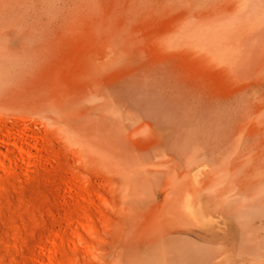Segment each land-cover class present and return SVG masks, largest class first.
Instances as JSON below:
<instances>
[{"label":"rangeland","instance_id":"374dc122","mask_svg":"<svg viewBox=\"0 0 264 264\" xmlns=\"http://www.w3.org/2000/svg\"><path fill=\"white\" fill-rule=\"evenodd\" d=\"M25 1L23 0V2ZM163 1L166 3L165 4L162 3ZM189 1H191L192 5H194V3L196 4L194 8H192L193 10L191 11L189 9V7H191ZM23 2L22 0L19 1L16 0V2L14 0H0V15H1L0 16V26H1L0 27V64H1L0 74L2 76L0 77V83L1 82L4 83L7 81V85L6 83H4V85H2V88L0 86L1 92L4 91L3 88L5 89V87L9 88V86H11V88L13 89L12 86H16L18 83L20 87L19 86L15 87L16 89L14 91L18 90L15 92V94L17 95V92H19V90H20V94L25 91L23 95L21 94L20 96L19 94L18 96H16L14 94V97L12 98L13 95L11 96V91L12 93H14L13 90L9 88L10 89L9 92V89H7L6 92L8 93L5 92L3 93L4 95L2 94L0 95V98L3 96L1 100L2 99L4 100L3 102L0 100L1 101L0 106L1 104L5 105L6 102L12 103L13 101L12 99L15 100V98L16 101L19 100V98L21 100L24 99L29 101L31 98L34 97L39 102L42 103L40 104L43 109L44 108L49 109L52 107V104L64 101V98L68 95L69 92H73V91L82 92V90L89 92L90 91L89 89H91L90 92L92 94H96V90L98 93V90L101 89L98 93L100 94L101 92L107 93L109 90V92H111L120 99H122L124 96L123 101H125V98L127 99L126 107L124 106V108L121 109L122 111L120 113V110H115V109H112L113 111L111 109L108 110L107 108H100L98 110L91 107V109H89L90 106L88 104L82 106L83 111H85V113L88 115V117H85L86 120V127L84 128L85 135L91 136V138L92 136L97 137V134L103 135L105 142H107L108 140L109 143H114L118 147H124V146L128 147L129 150L134 153L132 158L136 159V157H138L139 155L151 154V151H149L143 145L141 140L136 139L138 137H136L133 125L138 124L140 121L143 122L145 119L151 120L150 115L152 114H154L155 117H161L162 119H167L172 124L178 123L176 124L177 125L176 138H178V141L182 145V148L187 152V155L190 154V152L196 148H199L200 150L203 149V151L207 150V154L209 156V162H210V183H211L210 204H215L214 203L215 199L221 197L226 193H227L226 195L232 194L231 196H233L236 192V190L233 189L235 185L237 186L238 184L244 182L245 180L247 181L251 178H257L259 177L260 173L261 175H263V177L262 176L260 177L264 179V170H263L264 150H262V145L264 148V144H263L264 143V0L261 1L253 0V4H252V0H195V2L194 0H188V1L187 0H176V1L175 0H166V1L165 0L162 1L161 0H128V1L127 0H34V3L32 0H27L26 1L27 3H23ZM168 2L170 3V5L174 3L173 4L174 9L173 7L169 6ZM186 2L188 4H186ZM227 2L229 3L228 5ZM260 2L262 3L260 4ZM161 3L165 6V9H167V5L169 6L167 9L168 12H170L172 8V13L170 12V14H168L166 12L167 10L164 9ZM234 3L235 4L237 3V6L234 5ZM189 4L190 6H188ZM217 6H219V8ZM195 8L197 9L195 10ZM148 9L150 11H148ZM246 9L247 10L250 9L251 11L250 10L246 11ZM11 10H13V12L16 13L17 17L15 16V14L11 12ZM199 10L200 12L201 10L202 12L205 11V13L201 12L199 13V15H196V12L198 14ZM212 11L213 13H211ZM224 11L225 13L227 11L228 14L229 11H231L232 15L234 13V16L236 14L238 15L237 16L238 19L240 18V28L237 31L238 35H235L236 33L233 30L234 24L238 19L235 21L234 17L231 15L230 12V14L228 15L229 21H227L228 19V17L226 16L227 13L225 15L227 19L225 16L221 15V13L222 12L224 13ZM191 12L193 13V16L195 14V17L197 19L194 18L193 16H190ZM20 13H23L26 16L25 22L22 19L25 18V16L24 15L20 16L19 15ZM97 13H99V16ZM179 13L181 14L182 17L179 15ZM10 14H13L15 18L13 17L12 19L11 16L13 15ZM252 14H256V16L254 18H251L249 15ZM175 15L178 18L177 20L170 19V17L171 18L173 16L175 17ZM5 16H9V17L5 18ZM188 16H190L189 18H193L192 19L193 21L192 20L188 21L190 25L187 22ZM212 16H213L212 18L213 22L211 20ZM230 16H232L231 18H233L235 22H231ZM2 17L7 19L6 22L8 23V25L4 26L6 22ZM180 17L183 19H181ZM223 17L224 20L226 19V21L224 22H223ZM8 18L9 20L10 18L12 20V21L10 20L11 21L10 25L8 22L9 21ZM16 18L17 19L20 18L22 19V21L20 19L18 21ZM151 18L152 19L155 18L154 19L155 21L154 20L152 21ZM195 19L198 20L197 23ZM207 19L211 20L210 21V23L212 22L211 27L210 24H208L209 21ZM180 20H182L181 23ZM37 21L39 22L38 24L41 23V26L36 25ZM26 22L27 25H23ZM31 22H34L35 25L31 24ZM169 22L170 23L172 22L171 25ZM191 22L194 24V26ZM200 22L202 23V26ZM204 22H208L206 23L208 24V26L207 25L204 26ZM47 23H51L49 24V28H46L48 27ZM220 23L223 25V30L225 26L226 29L224 30L225 32L224 31L219 32L220 30H222L221 28H217L219 27ZM42 24H44L43 27ZM172 24H174V26H172ZM195 24L197 27L195 26ZM198 24H199V28L201 27L203 30L202 31L203 35L207 33V36L206 35L203 36L201 34L202 33L201 28L198 31ZM102 25L104 28H106L104 30L107 31V33L105 31L104 33L103 29L102 31L98 30V33L102 32L101 37H103V39L100 37L102 40L99 38L97 39L96 42V38H97L96 34L98 35L96 30L99 28L101 29ZM237 25H239L238 22H236L235 26ZM12 27L13 30H15L14 32H12L13 30L10 31ZM94 27H96V30ZM209 27H210V31H208ZM62 28H64V30L66 28L67 30L64 31ZM122 28H127V30ZM27 30L29 33L28 35H27ZM56 30H58V33ZM89 30L93 35L90 34ZM171 30L174 31L173 34L175 33L177 36L175 34L174 36ZM7 31L9 33L12 32L11 34L12 35L14 34V36L11 37L10 36L11 34L9 35ZM74 31L76 32V34H74ZM80 31L84 33H81ZM109 31L110 33H108ZM147 31H149L148 32L149 35L147 34ZM169 31H170V35L168 37ZM25 32H26V35H24L25 37L23 35L22 37L19 36L21 37V39L18 40L20 41L18 42L16 39L18 37V34L21 35L24 34ZM114 32H116V34ZM196 32H199L198 34H201L202 36L198 34L195 35ZM56 33H57V37H55ZM66 33L69 35L72 34V37L74 34V37L76 38L69 39V35H67ZM208 33L209 36L211 34L212 35L209 37ZM79 34L80 37L78 36ZM118 34L120 35L118 36ZM156 34H158V37L156 36ZM180 34L182 35L181 37H179ZM171 35L173 36L171 37ZM229 35H231V41ZM234 35L236 36V38ZM91 38H94L95 41L93 39L92 42L89 41ZM109 38L111 39V41H109ZM234 38L235 40L239 41L238 42L239 44L237 42H233L234 44L232 45V41L234 40ZM73 39L75 41H73ZM227 39H229L228 40L229 42L228 41L226 42ZM48 40L50 41L51 44L48 43ZM53 41H55L58 45H56V43L53 45L54 43ZM88 41L90 42V44ZM15 42L19 43L20 45L18 46V44L16 43L17 44L16 46L14 44ZM60 43H62L63 46ZM228 43L229 45L227 46ZM66 44H68L69 46H67ZM78 44L79 45L81 44L80 46L81 48H79ZM88 44L90 47H88ZM102 44L120 45L122 48H124V51L127 55V62L124 64V66L129 67L130 71H128L127 73L124 72L123 73L124 77L122 76V78H118L114 80L115 83L114 82L112 83V80L115 79L114 77L104 82L105 84L104 83L95 84V82L90 80L89 72L85 65V60L90 54H94L96 50L97 52H100V54L98 53L99 58L101 57L100 59H103L104 58L103 56L106 55L105 53L106 51L97 49ZM150 44L152 45L154 44L155 46L154 45L152 46ZM75 45L77 48L74 47ZM84 45L87 46V49ZM147 45L150 46L149 48L147 47L148 50L146 49ZM54 46L56 47L61 46L62 49L59 48V51H57L58 49H56V47ZM162 49L164 52L166 51L167 54L166 52L165 53L162 52ZM154 52L155 55L153 54ZM37 53H40L41 56L39 57L40 54ZM83 53H85L86 55H84ZM42 54L47 55V58L49 57V55L52 58V54H53V58L52 59L50 58L51 62L49 59L47 61L45 60L46 59L45 55H44L45 59L43 61ZM148 54L153 56L152 57L148 56ZM71 55L73 56L71 57ZM36 56L39 57L41 60L37 59ZM55 56H57L56 59ZM62 56L64 62L62 61V58H61L62 62L59 59ZM13 58L14 60H12ZM54 59L57 61L56 64L58 63L57 64L58 67L56 68L54 67L53 69V66H56L54 63L55 61L53 62ZM82 59L83 61L80 62ZM38 60L39 63L42 62L45 65L44 64L37 65ZM10 61H12L11 64ZM48 63L52 68V70H50L51 72L49 71L50 67L48 66ZM137 65L140 68H138ZM135 66L137 67V69ZM39 68L42 71L41 73L40 70L37 71V69ZM44 68L45 70L48 69L50 73L47 70L43 71L42 69ZM78 68L81 69V73L76 72V71L80 72V69ZM83 69L85 70L84 74L82 73ZM35 71L37 72V75L35 74ZM29 72L34 79H32V77L30 78ZM150 72H152L154 75L151 76ZM12 73L14 74L13 76ZM33 74H35V77L33 76ZM80 74L85 76L88 80L85 77L81 76ZM40 76L42 77L44 76L46 77V79L48 78L47 80L48 81L50 80L49 83L48 82L46 83L47 80L45 78L41 79L42 77ZM149 76H151L150 79ZM26 77L29 78V80H27ZM37 78L39 79V81L42 82V84L41 83L37 84L38 81ZM33 81H35V83ZM44 82H45V86H47L45 89L42 86L44 85ZM144 82L146 83L145 85ZM25 84H26L25 87L22 86ZM73 84L75 86H73ZM101 84H103L104 90H102V87L100 88ZM30 85L35 88L38 87V89H42V90L41 91L31 90L35 88L32 87L30 88L29 87ZM28 87L30 88V91ZM87 87H89V89ZM113 87H115V89H113ZM22 89H27L29 93L26 94V90L22 91ZM5 94H8V97ZM9 94L11 97H9ZM46 94L48 96V99H45L47 97ZM38 96L39 98L42 97L40 98V100L42 99L45 105H43V102L38 99ZM4 97L7 98L8 100L10 98L12 101L10 100L5 102V100L7 99H4ZM134 106L136 107V109ZM128 107H130L131 110L127 109ZM198 107L200 108L198 109ZM137 108L139 109L142 108L141 110H146L148 112L147 115L140 112V110ZM90 110L92 111L90 112ZM94 111H96V113ZM67 112L68 113L62 111L60 114L62 115L70 114L74 116L73 112H72L73 114L70 113L71 111H67ZM122 112L124 113L123 118L125 121L122 119V115H121ZM126 112L132 113L129 114L130 118ZM114 115L120 118L114 120L115 117ZM120 122L123 124H121ZM123 125H126V128ZM129 125H131V129H133V131L130 129ZM164 125L166 126V124H163L162 127ZM192 125L193 127H191ZM165 128L170 130L168 126ZM126 129L129 130L126 131ZM95 137L93 138L95 139ZM256 142L258 143L256 144L255 147ZM96 143L97 141L95 142V140H89L88 137L85 138V141L83 139V141L81 142L82 146L86 148H92V147L94 148L96 147L95 146ZM249 147L250 149H252V151L248 149ZM253 147H254V151H253ZM142 148L145 149L143 150ZM246 151L249 154L245 155V153H247ZM235 152L237 155H235ZM231 153L235 155L234 158L233 155L231 157ZM243 153L245 156L242 155ZM248 155L249 157L251 156L250 159L248 158ZM256 155H258L260 158L257 159ZM242 156L243 159L241 158ZM225 157L227 158V160ZM253 157H255V160ZM229 158L233 159L232 163H231V159L228 160ZM154 161L151 162L146 161V166L143 163V166H141V168L146 167L147 172H145V176L148 175L155 177V179L150 184V188L153 186V188L155 189L158 186L163 187L166 180L172 179L174 177V172L173 174L172 173L170 174L171 176H167L168 174L165 171H164L165 173L157 172L156 174H151L149 171L151 167H156V169H162L160 167L162 165ZM244 161L246 164L249 162L248 163L249 167L248 165L243 164ZM252 162H254L253 166H252ZM223 163L224 166H226L225 168L224 166L223 167L221 166L223 165ZM147 164H150V166H147ZM151 164H153V166ZM241 165L245 166L243 169H245L247 166L248 169V170L246 169L247 171H249V168L250 171L255 170L253 171L252 175L257 177H252L251 175L249 176L247 171L244 172V174L246 173V175H248L245 177L243 175V172H241V174L240 172L238 173L237 172L238 170L236 169L242 167ZM223 168L225 170L227 169L226 170L227 173L225 172L226 174L224 173L225 170ZM221 169H223V172L220 171ZM259 169L260 172L258 173L257 171ZM233 172L234 174L232 175ZM236 172L237 175L239 174L240 177L241 175L243 176L241 180V178H239V176L236 175L237 179L240 180V182L235 180L236 177H234V175ZM221 173H223V175H221L222 179L218 181L220 182V185L223 184L225 188L223 186L220 187V185H218L219 182L216 183L217 180H215V178H218ZM254 173L255 174L257 173V175H255ZM213 174H215V176H213ZM231 176H233L232 179H230ZM167 177L169 178L167 179ZM211 177H214L213 181L211 180L212 179ZM220 178L221 177H219V179ZM229 179L231 181L234 179L235 181V182L233 181L235 185H233L232 187H231L232 182ZM133 180H136V178ZM170 182H169V188L170 190H172L173 186L172 183ZM212 184L214 185L212 186ZM230 187L232 188V191ZM150 188L147 191L145 190L143 192L145 198L147 199L146 202L143 201L140 204H137L134 201L133 199L134 197L131 196L132 195L131 194L127 198V200L131 198L130 199L131 201L126 200L127 203L120 202L116 204V206L119 207V205L122 203L123 205L122 204H121L122 206L120 205L122 210L120 207L117 208L116 211L120 209L118 210V212L119 211L120 212L118 213L115 211L113 215L116 216L115 214L118 213L119 216L120 215L122 216L123 214V216L128 217L133 214L136 208H139L142 211L143 210L148 211L149 209L150 212L146 213V216L149 217L151 222L155 221L154 223H156L157 222L156 220L158 219L160 220L161 219L160 216H161L162 217L161 221L164 222L166 220V223L164 222L163 233H166L172 239L178 237L181 238L183 241L187 242L185 244L183 243L184 245L183 246L181 242L174 241L168 246L169 250L177 251L179 250V248H181L188 254L194 251L195 254L192 256V258L188 260L193 262H204L206 264H215V262L218 263V261L216 260H220L221 257L226 259L227 256H223V255L224 253L226 255V253L228 252V258L226 259V262L223 259L224 262L222 261L223 263L221 264H233L235 261H237L235 262V264H241V262H239L238 257H240V253L242 252V250L249 249L250 247L255 246L256 243H259L260 247L264 248V214L261 215V213L264 211V203L260 206L251 207L252 209L250 211L240 210L237 212L238 217L235 216L231 217L233 224V229L230 231L231 233L224 234L222 231L221 235H224V237L212 238V235H210L209 238L196 229L192 231H188L186 229L179 228L178 225H170V224L168 225L166 218L170 216V213L165 206L160 208V209L163 208L164 210L163 209L160 210L158 208L159 203H157L156 201L152 200L149 197L151 196ZM223 188L224 191H222ZM212 189L213 191H211ZM246 190L249 193L252 192L251 188ZM145 193L147 195H145ZM47 194H48V187L46 186L44 175L42 172L39 171H30V178H28L27 180L18 181L15 183L14 186H10L5 189L0 188V257L5 256L6 247L8 245L6 241L7 232L14 228L15 223H19L21 225V228L28 233L30 243H33L36 233L41 232L43 230L42 222L44 219V212H45L44 200ZM217 194L220 196H218ZM141 197H143V194L141 195ZM162 197L163 195L160 196V198ZM129 203H131V205H127ZM252 210L255 211L253 212ZM239 217L241 220L242 218H244L243 221H241ZM165 230L167 232H165ZM250 232H252L251 233L252 235H250ZM119 234L117 235L119 236ZM121 235L122 234H120V236ZM148 236H149L148 229L145 230L137 229L131 232L125 231L124 236L122 237H137L141 240H147ZM238 238L239 240H237ZM206 240L207 242L208 241L211 242L206 243ZM220 241L222 242L219 244ZM255 241L257 242L255 243ZM217 242L219 245L217 244ZM223 242L225 244V247H227V251L224 250L225 248ZM226 243L228 246L226 245ZM232 244L234 246L232 247L231 249L232 252H231V250L228 249H230ZM144 250L151 254L150 251L151 249L144 248ZM229 253H231V255ZM220 254L221 257L219 256L218 258V255ZM137 258H138V253L136 249H131L126 253L124 252L122 253L121 262L122 264H134V261ZM116 259H118V257H116ZM260 259H258V261L264 264L263 261L264 256ZM5 260L9 262L10 258L8 256H5ZM221 260L219 261V264ZM168 264H177V262H168Z\"/></svg>","mask_w":264,"mask_h":264},{"label":"bare ground","instance_id":"6f19581e","mask_svg":"<svg viewBox=\"0 0 264 264\" xmlns=\"http://www.w3.org/2000/svg\"><path fill=\"white\" fill-rule=\"evenodd\" d=\"M14 1L16 2V0H14ZM26 1L23 2V0H22L23 3H27ZM32 1L34 3V0H32ZM257 1H261V0H257ZM194 2H195V0H194ZM162 3L165 4L166 2L163 1ZM162 3H161V5L165 9V6ZM189 3L191 4V7H189V9L191 11V10H193L192 8H194V6L196 4L194 3V5H192L191 1H189ZM261 3L262 2H260V4ZM134 4H136V3H134ZM173 4L170 5V3H169V6L173 7V9H174ZM186 4H188V3L186 2ZM190 4L188 6H190ZM228 4L229 3L227 2V5ZM252 4H253V0H252ZM175 5H177V4H175ZM179 5H180V3H179ZM234 5L237 6V3L236 4L234 3ZM246 5H247V2H246ZM169 6L167 5V9ZM188 6H187V8H188ZM219 6H217V7L219 8ZM28 8H29V6H28ZM259 8H260V6H259ZM167 9H165V10H167ZM196 9L197 8H195V10ZM23 10H26V9H23ZM33 10H35V9H33ZM202 10H201V12H202ZM249 10L246 9V11H249ZM2 11H3V9H2ZM5 11H7V10H5ZM148 11H150V10L148 9ZM216 11H218V10H216ZM227 11H226L227 15H226L225 11H224L225 14L222 12L223 14L221 13V15H223V16L226 15L228 17V15L230 14L231 11H229V14ZM11 12L13 14H15V16L17 17L16 13H14L13 10H11ZM88 12H89V10H88ZM166 12L168 14H170V12L172 13V8H171L170 12H168V10ZM178 12H179V10H178ZM201 12L199 10L198 14L196 12V15H199V13H201ZM203 12L205 13V11H203ZM162 13H164V12H162ZM182 13H183V11H182ZM211 13H213V11ZM13 14H10V15H13ZM97 14L99 16V13H97ZM188 14H190V13H188ZM191 14H190V16H193L192 12H191ZM19 15L21 16L24 14L20 13ZM179 15L181 16L180 13H179ZM231 15H232V12H231ZM9 16H5V18L9 17ZM190 16H188V18L186 17L188 19L187 22L189 20L193 19V18H189ZM232 16L234 17L235 21L238 19V17H237L238 15L235 14V16H234V13H233ZM232 16H230L231 22H235L233 20V18H231ZM249 16L251 18H254L256 16V14H252ZM13 17H14V15L11 16L12 19H13ZM28 17H29V14H28ZM173 17L172 18L170 17V19H174V20L178 19L176 15H175L176 18L175 17L173 18ZM193 17L196 18L195 14ZM227 17H226V19H227ZM5 18H3V19L6 22L7 19H5ZM11 18H10V20H11ZM212 18H213V16L211 17V20H212ZM19 19L20 18H18L17 20L19 21ZM22 19L25 22L26 16H25V18H22ZM22 19H20V20L22 21ZM154 19L155 18H153L152 21ZM181 19H183V18H181ZM226 19L224 20V17H223V22L226 21ZM8 20H9V18H8ZM10 20L8 21L9 25L12 21V20L11 21ZM195 20H194V22H195ZM211 20H208L209 23L204 22V26H206V25L208 26V24H210V27H211V23L213 22V20H212V22L210 23ZM181 21L182 20H180V23H181ZM201 21H203V20H201ZM227 21H229V17H228ZM34 22H31V24L35 25ZM165 22H167V21H165ZM175 22H173V23H175ZM197 22H198V20H196V23ZM236 22H238L239 25L235 26ZM236 22H235V24L233 23L234 24L233 30L236 33L235 35H238L237 31L240 28V18ZM38 23L39 22L37 21L36 25L41 26V23L40 24H38ZM171 23H170V25H171ZM206 23H208V24H206ZM47 24H48V27H46V28H49V24H51V23H47ZM200 24L202 26L201 22H200ZM220 24H219V27H217V28H221L222 30H220L219 32L226 30L225 26H224V30H223V25L222 24L220 25ZM6 25H8L7 22L4 26H6ZM23 25H27V22L24 23ZM43 25L44 24H42V27H43ZM189 25H190V23H189ZM11 26H13V25H11ZM163 26H164V23H163ZM172 26H174V24H172ZM184 26H186V25H184ZM193 26H194V24H193ZM195 26H196V24H195ZM102 27H103V25H102ZM102 27H101V29L99 28L97 30H96V27H94V28L98 33V30L102 31V29H103V32L105 31L104 29H106V28H104V27L102 28ZM210 27H209V30L207 28L208 31H210ZM4 28H6V27H4ZM200 28H199V24H198V31ZM53 29H54V26H53ZM55 29H56V27H55ZM62 29L64 30V28H62ZM122 29L127 30V28H122ZM169 29H172V28H169ZM183 29H184V27H183ZM188 29H190V28H188ZM12 30H13V27L10 31H12ZM37 30H38V27H37ZM40 30H41V27H40ZM65 30H67V29L65 28ZM79 30H81V29H79ZM90 30H89L90 34L93 35ZM194 30H195V28H194ZM14 31L15 30H13L12 32H14ZM56 31L58 33V30H56ZM70 31H71V29H70ZM202 31L203 30L201 28V32ZM80 32L84 33L82 31H80ZM105 32L107 33V31H105ZM148 32L149 31H147V34L149 35ZM173 32L174 31H172V34H173ZM192 32H193V30H192ZM11 33L8 32L9 35ZM57 33H56L55 37H57ZM101 33H98V35L96 34V37H97L96 42H97V39H99L101 37ZM108 33H110V31ZM114 33L116 34V32H114ZM198 33L199 32H196V34L195 33L194 34L197 35ZM28 34L29 33L27 30V35ZM74 34H76L75 31H74ZM74 34H73V37H72V34L71 35L67 34V35H69V39H72V38H76V37H74ZM120 34H121V32H120ZM120 34H118V36ZM201 34L203 35V32ZM201 34H198V35L202 36ZM204 34H205V32H204ZM22 35L23 36L26 35V32L24 34H21V35L18 34V37L16 38L17 41L21 39ZM169 35H170V31H169L168 37H169ZM173 35H171V37ZM205 35L207 36V33ZM205 35H203V36H205ZM222 35H223V33H222ZM10 36L12 37V36H14V34L13 35L11 34ZM19 36H21V37H19ZM78 36L80 37V34ZM156 36L158 37V34H156ZM181 36L182 35L180 34L179 37H181ZM208 36H209V33H208ZM52 37H53V34H52ZM101 38L103 39V37H101ZM226 38H227V36H226ZM229 38L231 41V35H229ZM232 38H233V36H232ZM235 38H236V36H235ZM235 38L232 41V45L234 44L233 42H237V43L239 42L238 40H235ZM13 39H14V37H13ZM92 39L95 41L94 38H91L89 41L92 42ZM185 39H187V38H185ZM183 40H184V38H183ZM228 40L229 39H227L226 42ZM73 41H75V40L73 39ZM105 41H103V42H105ZM109 41H111L110 38H109ZM13 42H14V40H13ZM18 42H20V41H18ZM53 42H54L53 43V45H54L56 42L55 41H53ZM16 43L17 42L14 43L16 46H17V44H18V46L20 45L19 43H17V44ZM48 43H50L49 40H48ZM3 44H5V43H3ZM39 44H40V42H39ZM60 44H62V43H60ZM89 44H90V42H89ZM89 44H88V47H90ZM56 45H58V44L56 43ZM66 45L69 46L68 44H66ZM150 45H152V44H150ZM228 45H229V43L227 44V46ZM230 45H231V43H230ZM62 46H63V44H62ZM80 46H81V44L79 45V48H81ZM128 46H130V45H128ZM54 47H56V46H54ZM74 47H76V45ZM85 47L87 49V46H85ZM147 47L149 48L150 46L147 45L146 49H147ZM59 48H61V46L56 47V49H58L57 51H59ZM73 49H75V48H73ZM97 49L106 51L105 52L106 55L103 56L104 57L103 59H100L101 57L99 58L98 55L100 54V52H97V50H96L94 52V54H90L87 57V59L85 60V65H86V68L88 69L90 80L95 82V84L96 83H104V82L108 81V79L114 77L115 79H113V80L111 79L112 83H113L114 80H116L118 78H122L124 72L127 73L128 71H130L129 67L124 66V64L127 62V55L124 51V48H122L120 45H116V44H112V45L104 44L103 45L102 44ZM76 50H74V51H76ZM162 52H164L163 49H162ZM139 53H140V51H139ZM157 53H159V52H157ZM37 54H40V53H37ZM83 54L86 55L85 53H83ZM101 54H102V52H101ZM153 54L155 55V52ZM166 54H167V52H166ZM44 55L42 57L43 61L45 59ZM40 56H41V54L39 55V57ZM45 56H46V59H45L46 61L48 59L50 60V58H51L50 55L48 58H47V55H45ZM63 56L60 57L59 59L61 61V58H62V61L64 62ZM72 56L73 55H71V57ZM148 56L152 57L153 55L148 54ZM39 57H37V59H40ZM56 57L57 56H55V59H56ZM151 57H150V59H151ZM52 58H53V54H52ZM30 59H32V58H30ZM55 59L53 60V62L55 61L54 63L56 66H53V69H54V67L55 68L58 67L57 66L58 63L56 64L57 61ZM12 60H14V58ZM23 60H26V59H23ZM46 61H45V63H46ZM82 61H83V59L80 62H82ZM11 62L12 61H10V64H11ZM50 62H51V60H50ZM129 62H130V60H129ZM160 62H161V60H160ZM38 63H39V60H38ZM38 63H37V65H40V64L43 65L44 64L42 62L39 64ZM146 64H144V65H146ZM48 66L50 67L49 63H48ZM137 67H138V65H137ZM137 67H136V69H137ZM15 68H16V66H15ZM138 68H140V67H138ZM141 68H142V66H141ZM78 69H80V68H78ZM39 70L41 73L42 71L40 68L37 69V71H39ZM42 70L44 71L45 68ZM46 70L48 71V69H46ZM50 70H52L51 67L49 68V71ZM144 70H145V68H144ZM76 72L81 73V69H80V72L79 71H76ZM84 72H85V70L83 69L82 73L84 74ZM40 73H39V75H40ZM150 73H151V76L154 75L152 72H150ZM5 74H6V72H5ZM29 74H30V72H29ZM35 74L37 75L36 71H35ZM35 74H33L34 77H35ZM13 75L14 74L12 73V76ZM80 75L83 76L82 74H80ZM45 76H46V74H45ZM55 76H57V75H55ZM151 76H149V79ZM0 77H2L1 74H0ZM31 77L32 76L30 74V78ZM40 77H42V76H40ZM83 77H85V76H83ZM43 78L46 79V77H44V76L41 79H43ZM32 79H34V78L32 77ZM27 80H29V78H27ZM90 80H89V82H90ZM38 81H39V79H38ZM38 81H37V84L38 83L42 84L41 81H39V82ZM49 81L47 80L46 83L47 82L49 83ZM33 82L35 83V81H33ZM77 82H79V81H77ZM4 83H6V85H7V81ZM4 83H2L0 85L1 88H2V85H4ZM22 84H23V82H22ZM87 84H88V82H87ZM145 84L146 83L144 82V85ZM16 86L18 87L19 83ZM16 86H12L13 89L11 88V86H9V88L11 90H13V92H14V93H12V91H11V96L13 95L12 98L14 97L15 92L18 91V90L14 91L16 89L15 88ZM22 86L25 87L26 84L22 85ZM42 86L44 87V89L47 87V86H45V82H44V85H42ZM73 86H75V85L73 84ZM76 86H77V83H76ZM29 87L35 88L36 84H35V87H33L31 85ZM29 87H28V89L30 91ZM101 87H102V90H104L103 84L100 85V88ZM1 88H0V95L1 94L4 95L3 93H5L7 91V89H9L8 87L7 88L5 87V89L3 88L4 91L2 90L3 92H1ZM83 88H84V85H83ZM87 88L89 89V87H87ZM10 89H9V92H10ZM98 89H99V87H98ZM113 89H115V87H113ZM23 90H26V94L29 93V91L27 89H22V91ZM31 90H40L41 91L42 89H38V87H37V88L31 89ZM47 90H46V92H47ZM89 90L91 91V89H89ZM100 90H98V93ZM71 91H72V89H71ZM89 92L85 91V90H82V92H80V91L69 92L68 95L64 98V101L52 104V107L49 109H45V108L43 109L41 106L42 103L39 102L34 97L31 98L29 101L24 100V99L21 100L20 98L17 101H16V98H15V100L12 99L13 100L12 101L10 98L8 100L7 98L4 97V99H7V100H5V102L11 100L12 103L6 102L5 105L1 104V106H0V188L5 189V188H8L10 186H14L16 182L22 181V180H27L28 178H30V171H39V172H42L44 175L45 183H46V186L48 187V194L46 195L45 200H44L45 212H44V219L42 222L43 230L41 232H37L35 235L33 243H30L28 233L21 228V225L19 223H15L14 228L7 232V238H6L8 245L6 247L5 256H8L10 258V260L8 262L5 260V256H1L0 257V264H122V262H121L122 253L123 252L126 253L131 249H136V251L138 253V258L134 261V264H168V262H177V264H206L204 262H193V261L188 260V259L192 258V256L195 254L194 251H192L188 254L187 252H185L181 248H179V250H177V251L168 249V246L174 241H179L182 243V245H183V243L185 244L187 242L183 241L181 238H178V237L175 239H172L166 233H163L164 222L166 223V220L164 222L161 221V219H162L161 216H160L161 219L156 220L157 221L156 223H154L155 221L151 222L149 217L146 216V213L150 212L149 209H148V211H145V210L142 211L141 209L136 208V207H135L136 209L133 212V214L130 215L131 217L130 216H128V217L123 216V214H122V216L121 215L119 216L118 213L120 211L118 212V210H120V209H118L117 211H116V209L119 208L122 203L119 205V207H117L116 204L120 203V202L127 203V201H131L130 200L131 198L127 200L128 196L131 194H132L131 196L134 197L133 199L137 204H140L143 201H145V202L147 201L143 192L145 190L147 191L150 188V184L155 179V177L148 176V175L145 176V172H147L146 171L147 169H146V167L141 168V166H143V163L146 166V161L151 162V161L157 160L154 162H157L158 164L160 163L162 165V166H160L162 169H156V167H151L149 170L151 174H156L157 172H160V173L166 172L168 174L167 176H171L170 174L171 173L173 174V172H174V177L172 179H169L171 182L169 180H166L163 187L158 186L159 188L157 187L155 189L152 186L150 188L151 189V196H149L152 200L159 203L158 204L159 209L163 206H165L168 209V211L170 213V216H168V218H166L168 225L169 224L170 225H178L179 228H183V229H186L188 231H192V230L196 229V230H199L203 235H205L209 238H210V235H212V238H219V237H224V235H221L222 231L224 234L225 233L226 234L231 233L230 231L233 229L231 217H234V216L238 217V214H237L238 211H240V210L241 211L242 210L250 211L252 209L251 207L260 206L264 203V184H263L264 179H262L260 177V176L263 177V175H261V173H260L259 177L252 175L253 171H255V170L250 171V168H249V171H247L248 170L247 166L245 169H243L245 167L244 165H248L249 162L247 164L245 163V161H244V163L242 162L244 165H241L242 167L239 166L240 167L239 169L236 167L237 168L236 170H238L237 172L238 173L240 172V174H241V172H243L244 177L251 175L252 177H257V178H251L247 181L245 180L246 182L244 181L240 184L237 183L238 185L236 186L233 183L235 178L231 181L230 179H232V177H233V176H231V178L229 180L232 182V185L231 184L230 185H231V187L233 185H235L233 187V189L236 190L235 194L233 196H231L232 194L226 195L227 194L226 193V194L222 195L221 197H218L217 199H215L212 196L215 199V201H214L215 204H210V200H211L210 199V188H211L210 162H209V156L207 154V150L203 151V149L200 150L199 148H196V149H193L190 152V154L187 155V152L182 148V145L178 141V138H176V132H177V130H176L177 125L176 124H178V123L172 124L167 119H162L161 117H155L154 114L150 115L151 120L145 119L143 122H141L139 120L140 122L139 123L137 122L138 124L134 123L135 125H133V127L135 130L136 137H138L136 139L141 140L143 145L149 151H151V154L139 155L138 157H136V159H134V158H132L134 153L132 151H130L128 147H125V146L124 147H118L114 143H109L108 140H107V142H105L103 135H100V134H97V137L92 136V138L95 137V139L94 138L92 139L91 136H87L84 134V128L86 127L85 117H88V115L85 113V111H83L82 106H84L85 104H88L90 106L89 109H91V107L94 109H98V110L100 108H107L108 110L109 109L120 110V113H121V111H122L121 109H123L124 106L126 107V105H127V101H126L127 99L125 98V101H123L124 96L122 99H120L117 96H115L114 94H112L111 92H109V90L107 93L101 92L100 94H98L97 90H96V94H98L99 96L96 94H92L90 92L92 94L91 95ZM6 93H8V92H6ZM24 93H25V91L22 92L21 94L23 95ZM19 94H20V90H19V92H17V95L16 94L15 95L18 96ZM21 94H20V96H21ZM26 94H25V96H26ZM5 95L8 97V94H5ZM11 96L9 94V97H11ZM46 96H47V94H46ZM43 97H44V95H43ZM1 98H3V96ZM1 98H0V100H1ZM40 98H42V97H40ZM40 98L38 96L39 100H40ZM45 99H48V96ZM1 101L3 102L4 100L2 99ZM40 101H42V99ZM8 103H10V104H8ZM43 105H45L44 102H43ZM132 105H130V106H132ZM199 108L200 107H198V109ZM127 109L131 110L130 107H128ZM135 109H136V107H135ZM137 109H139V108H137ZM141 109L142 108L139 109L140 112L147 115L148 112L146 110H141ZM62 111L65 113H68L67 111H71L70 113L73 112L74 114L73 113L72 114L74 116H72L70 114L62 115V114H60ZM91 111L92 110H90V112ZM94 112L96 113V111H94ZM124 112H125V110H124ZM129 114H132V113L128 112L127 115H129ZM121 115H122V119L124 120V118H123L124 113L122 112ZM131 117H133V116H131ZM119 118L120 117L115 116L114 120L119 119ZM129 118H130V115H129ZM118 121H120V120H118ZM128 122H129V120H128ZM121 124H123V123H121ZM163 124H166V126L164 125L162 127ZM174 125H176V126H174ZM123 126L126 128V125H123ZM129 126L131 129V125H129ZM167 126L170 130L165 128ZM191 127H193V125ZM128 130L126 129V131H128ZM131 130L133 131V129H131ZM86 137H88L89 140H95V142L97 141V143L95 145L96 147L86 148V147L82 146L81 142L83 141V139L85 141ZM258 142L255 143V147H256V144ZM142 149L144 150L145 148H142ZM248 149H250V147ZM260 149H261V147H260ZM250 150L252 151V149H250ZM262 150H264L263 145H262ZM253 151H254V147H253ZM258 151H259V149H258ZM229 153H230V150H229ZM246 154H249V153L247 152V153H245V155ZM232 155H233V153H231V157H232ZM235 155H237L236 152H235ZM235 155H233V158ZM242 155H244V153ZM263 155H264V153H263ZM263 155H261V156H263ZM257 156L258 155H256L257 159L260 158L259 156L258 157ZM250 157L248 155L249 159H250ZM241 158L243 159V156ZM253 158L255 160V157H253ZM230 159L231 158H229L228 160H230ZM249 159H248V161H249ZM226 160H227V158H226ZM232 160L233 159H231V163H232ZM259 160H261V159H259ZM227 164H228V162H227ZM253 164H254V162H252V166H253ZM151 165L153 166V164H151ZM154 165H155V163H154ZM147 166H150V164H147ZM213 166H214V164H213ZM221 166L223 167L224 163ZM257 166H259V165H257ZM157 167H159V166H157ZM225 167L226 166H224V168ZM248 167H249V165H248ZM223 169H221L220 171L223 172ZM260 169H262V168H260ZM260 169L257 171L258 173L260 172ZM226 170L224 171V173L226 172ZM263 170H261V171H263ZM213 171H214V169H213ZM246 171H247L248 175H246V173L244 174V172H246ZM228 172H229V170H228ZM237 172L235 173L234 177H236ZM215 174H213V176H215ZM233 174H234V172L232 173V175ZM221 175H223V173H221L219 175V177H221V178L220 179H219V177L215 178V180H217V182L216 181H214V182L218 183L219 182L218 180L222 179ZM255 175H257V173ZM237 176H239V174ZM224 177H225V175H224ZM135 178H136V180H133ZM168 178L169 177H167V179ZM211 178H212L211 180L213 181L214 177H211ZM239 178H241V180H242L243 176L241 175V177L239 176ZM235 180L240 182V180H238L237 177ZM168 181L170 183H172V186H173L172 190H170V188H169V182ZM230 181H229V183H230ZM213 185L214 184H212V186ZM218 185H220V182ZM221 186H223V184H221L220 187ZM224 188L222 191H224ZM249 188L252 189V192H250V193L247 192V190H246ZM220 190H221V188H220ZM211 191H213V189ZM231 191H232V188H231ZM142 194H143L144 198L141 197ZM218 194H219V192H218ZM145 195H147V194L145 193ZM161 195H163L162 198H160ZM218 196H220V195H218ZM127 205H131V203H129ZM162 209H160V210H162ZM121 210H122V208H121ZM115 211L118 212L117 214H115L116 216L113 215L115 213ZM244 214H246V213H244ZM263 214H264V211L261 213V215H263ZM152 216H153V214H152ZM239 219H240V217H239ZM243 219L244 218H242V220L241 219L240 220L243 221ZM257 223H258V221H257ZM237 224H239V223H237ZM137 229H141V230L148 229V233H149L148 239L147 240H141L137 237H122V236H124L125 231L131 232V231H135ZM121 232H123V233H121ZM165 232H167V231L165 230ZM260 232H261V230H260ZM115 233H116V235L119 233L122 235L120 236V234H119V236L117 235V237H116ZM251 233L252 232H250V235H252ZM170 234H172V233H170ZM180 234H183V233H180ZM186 235H188V234H186ZM143 237H145V236H143ZM237 240H239V238ZM208 242L206 240V243H208ZM221 242L222 241H220L219 244ZM256 242L257 241H255V243ZM238 243H239V241H238ZM217 244H218V242H217ZM223 244H224V242H223ZM226 245H227V243H226ZM233 246L234 245L232 244V246L228 250H231ZM217 247H219V246H217ZM144 248L151 249L150 250L151 254L146 252L144 250ZM224 248H225L224 250L227 251V247H225V244H224ZM222 252H223V250H222ZM231 252H232V250H231ZM229 254L231 255V253H229ZM115 255H116V257H118V259H116ZM219 256L221 257V254L218 255V258H219ZM223 256H227V258H228V252L226 253V255L224 253ZM263 256H264V248L260 247L259 243H256L255 246L250 247L249 249L242 250V252L240 253V257H238V258H239V262H241V264H263V263H260V261H258V259L262 258ZM236 258H237V256H236ZM223 259H224L223 257L220 258V260H221L220 264L223 263L224 260L226 262V259H224V260ZM117 260H118V262H117ZM220 260H216V261H218V263L215 262V264L216 263L219 264ZM263 261H264V259H263ZM235 262H237V261H235ZM235 262L233 264H235Z\"/></svg>","mask_w":264,"mask_h":264}]
</instances>
